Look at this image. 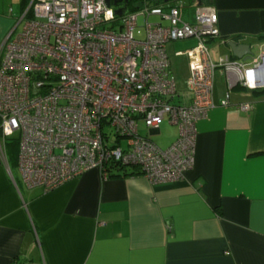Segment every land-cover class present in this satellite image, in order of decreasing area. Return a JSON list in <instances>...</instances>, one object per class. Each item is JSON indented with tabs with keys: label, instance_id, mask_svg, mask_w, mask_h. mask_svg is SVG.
<instances>
[{
	"label": "built area",
	"instance_id": "built-area-1",
	"mask_svg": "<svg viewBox=\"0 0 264 264\" xmlns=\"http://www.w3.org/2000/svg\"><path fill=\"white\" fill-rule=\"evenodd\" d=\"M115 1L27 0L0 47V137L17 136L29 189L53 190L93 168L106 175L111 164L152 184L180 181L195 163L197 124L215 107L217 75L227 97L235 87L264 93V45L249 60L211 56L219 31L210 4L137 0L115 17L124 8ZM184 40L194 45L175 53L188 61L179 89L167 45ZM163 121L178 129L166 148L139 133L140 123L159 131Z\"/></svg>",
	"mask_w": 264,
	"mask_h": 264
},
{
	"label": "crops",
	"instance_id": "crops-1",
	"mask_svg": "<svg viewBox=\"0 0 264 264\" xmlns=\"http://www.w3.org/2000/svg\"><path fill=\"white\" fill-rule=\"evenodd\" d=\"M204 2L218 16L214 59L232 56L229 41L264 45V0ZM24 3L0 0V47ZM227 92L219 73L194 166L174 183L93 168L53 190L29 189L0 137V264H264V93ZM243 103L253 108L242 112Z\"/></svg>",
	"mask_w": 264,
	"mask_h": 264
},
{
	"label": "rangeland",
	"instance_id": "rangeland-1",
	"mask_svg": "<svg viewBox=\"0 0 264 264\" xmlns=\"http://www.w3.org/2000/svg\"><path fill=\"white\" fill-rule=\"evenodd\" d=\"M20 4V2H17ZM188 10H186L187 12ZM153 19H151L152 21ZM134 35L138 39H143L144 38V31L142 28H137L135 31ZM194 43L191 40H184V41H175V42H170L167 45V51L169 55V59L171 61V69L172 73L177 79V84L179 89H183L185 87L186 80L189 76V70H188V61L186 57H176L175 53L179 51H184L191 46H193ZM252 52L257 55L258 54V49L259 45H253L252 46ZM177 127L169 125L167 122H162L160 125V134H151L149 135V129H147L142 123L139 124V133L143 136H148L158 147L160 148H165L170 139L176 134L177 132ZM8 141L15 140L17 138L16 135H12L8 133ZM17 140V139H16ZM17 167V166H16ZM17 169V170H16ZM13 173L17 178H20L19 176V171L18 168H16Z\"/></svg>",
	"mask_w": 264,
	"mask_h": 264
},
{
	"label": "trees",
	"instance_id": "trees-1",
	"mask_svg": "<svg viewBox=\"0 0 264 264\" xmlns=\"http://www.w3.org/2000/svg\"><path fill=\"white\" fill-rule=\"evenodd\" d=\"M24 1H25L24 5L26 6L27 0H24ZM4 147H5L7 159L9 160L10 164L11 165H17L18 141L16 139L11 140V141H8V139H5L4 140ZM127 169L128 168L125 166H121V165H117V164H111L107 168V175L112 176V175H115L116 173H119L117 175H120V176L140 174V172L136 168H133L134 171H132V173L127 172L126 171ZM120 172H122V173H120Z\"/></svg>",
	"mask_w": 264,
	"mask_h": 264
},
{
	"label": "water",
	"instance_id": "water-1",
	"mask_svg": "<svg viewBox=\"0 0 264 264\" xmlns=\"http://www.w3.org/2000/svg\"><path fill=\"white\" fill-rule=\"evenodd\" d=\"M199 4L202 3V0H197ZM124 3V8L120 10H115V17H121L127 14L128 12V3L129 0H116L114 4ZM227 46L230 48L233 58L241 60H249L252 55V47L249 44H237L236 42L229 41Z\"/></svg>",
	"mask_w": 264,
	"mask_h": 264
},
{
	"label": "flooded vegetation",
	"instance_id": "flooded-vegetation-1",
	"mask_svg": "<svg viewBox=\"0 0 264 264\" xmlns=\"http://www.w3.org/2000/svg\"><path fill=\"white\" fill-rule=\"evenodd\" d=\"M158 1H160V2H163V3H165V4H172V3H175L176 5H183V6H185L184 4H183V2L185 1V0H158ZM186 1H188V0H186ZM202 1H204V0H202ZM137 2V0H129V3H128V5H134L135 3ZM188 2H190V4L192 3V0H189ZM123 5H124V3H123Z\"/></svg>",
	"mask_w": 264,
	"mask_h": 264
}]
</instances>
